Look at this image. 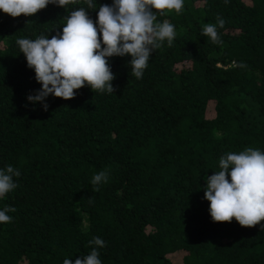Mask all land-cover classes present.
Returning <instances> with one entry per match:
<instances>
[{
  "label": "trees",
  "instance_id": "trees-1",
  "mask_svg": "<svg viewBox=\"0 0 264 264\" xmlns=\"http://www.w3.org/2000/svg\"><path fill=\"white\" fill-rule=\"evenodd\" d=\"M93 3L0 11V170L20 172L0 198V210L16 209L0 223V264L74 262L94 237L105 242L101 264H264V221L214 222L205 199L221 156L264 153V0L153 9L175 37L171 47L157 41L141 78L130 54L109 57L113 93L85 83L71 100L47 97L45 111L27 99L42 85L16 41L62 35L65 18L84 8L104 47L98 11L114 0ZM217 16L222 43L202 35ZM105 170L94 191L93 176Z\"/></svg>",
  "mask_w": 264,
  "mask_h": 264
},
{
  "label": "clouds",
  "instance_id": "clouds-1",
  "mask_svg": "<svg viewBox=\"0 0 264 264\" xmlns=\"http://www.w3.org/2000/svg\"><path fill=\"white\" fill-rule=\"evenodd\" d=\"M69 0H0V11L19 17L35 15L48 4L64 7ZM89 9L96 5L86 0ZM184 0H114L112 6L101 5L98 11L99 33L96 24L89 18L84 8H79L65 18L62 35L57 33L49 39L40 35L35 40L20 38L16 41L26 57L29 68L34 69L36 80L42 85L34 95L27 99L41 103L45 111L49 105L47 97L71 100L75 91L87 83L92 90H107L113 93L114 75L110 70L109 57L131 55V74L141 78L147 67L150 54L161 47L165 39L169 47L175 37L174 26L168 21L157 23L153 9L163 13L175 10L179 13ZM217 25L223 28L224 19L217 16V24H206L202 35L213 43H222ZM239 67H246L240 64ZM219 171L205 177L207 187L205 199L210 202V215L214 222H231L235 219L242 227L252 228L264 221V153L248 148L239 154L229 152L219 159ZM230 170V171H229ZM231 177V182L228 176ZM20 172L11 165L0 170V198L17 188L13 177ZM108 172L100 171L92 178L94 191L106 183ZM12 207L0 210V223H8L15 212ZM264 230V227L261 228ZM93 246L89 254L73 260L65 259L63 264H101L98 248L105 242L99 237L89 241Z\"/></svg>",
  "mask_w": 264,
  "mask_h": 264
}]
</instances>
